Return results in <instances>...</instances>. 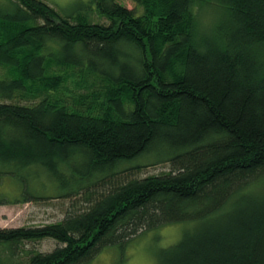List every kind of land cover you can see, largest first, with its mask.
Returning a JSON list of instances; mask_svg holds the SVG:
<instances>
[{
  "label": "trees",
  "instance_id": "1",
  "mask_svg": "<svg viewBox=\"0 0 264 264\" xmlns=\"http://www.w3.org/2000/svg\"><path fill=\"white\" fill-rule=\"evenodd\" d=\"M132 1L84 7L108 24L44 0L0 1V184L17 178L15 202H29L43 170L60 197L85 203L48 224L0 227V264H83L180 222L192 224L158 264H264V0ZM203 3L222 16L199 34ZM150 153L171 170L116 177ZM45 238L59 244L25 247Z\"/></svg>",
  "mask_w": 264,
  "mask_h": 264
},
{
  "label": "rangeland",
  "instance_id": "2",
  "mask_svg": "<svg viewBox=\"0 0 264 264\" xmlns=\"http://www.w3.org/2000/svg\"><path fill=\"white\" fill-rule=\"evenodd\" d=\"M1 1V0H0ZM63 14L87 13L94 22L108 24V20L99 17L94 8L91 11L84 7L94 5V0H44ZM128 8H134L132 0H119ZM195 28L199 34L211 32L222 16L220 7L214 3H203L195 8ZM67 86L75 89L73 81H68ZM77 88V87H76ZM22 101L15 98L13 101ZM10 100H7L9 102ZM24 101V100H23ZM22 101V102H23ZM131 166H140L139 169L124 170ZM123 170V171H122ZM171 165L168 162L156 161L155 154H144L130 162L119 165L116 177L128 179L131 177H142L150 174H161L169 172ZM35 172H30V175ZM35 180L27 183L30 192H34L36 198L29 202H15L24 190L25 184L11 175H4L0 184L1 193L11 203L0 205V227L37 226L61 220L68 210H82L84 201L75 197H60L61 194L52 178L45 171H39ZM33 176V175H32ZM118 178V177H117ZM58 196V197H57ZM192 223H169L157 229L145 231L123 246H107L101 250L92 260L83 264H158L159 252L182 238L185 230ZM59 243L52 238L27 242L25 247L39 251H50Z\"/></svg>",
  "mask_w": 264,
  "mask_h": 264
}]
</instances>
